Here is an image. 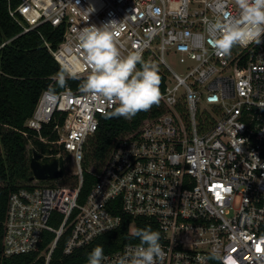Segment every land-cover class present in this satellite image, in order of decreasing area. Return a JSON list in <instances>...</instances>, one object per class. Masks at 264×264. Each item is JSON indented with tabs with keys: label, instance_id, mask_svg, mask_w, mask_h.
Returning <instances> with one entry per match:
<instances>
[{
	"label": "built area",
	"instance_id": "2783aa9c",
	"mask_svg": "<svg viewBox=\"0 0 264 264\" xmlns=\"http://www.w3.org/2000/svg\"><path fill=\"white\" fill-rule=\"evenodd\" d=\"M225 9L234 15L235 0H226ZM8 12L21 33L43 23L63 26L58 45H44L69 71L83 55L78 31L109 23L120 53L139 52L165 82L161 111L118 138L83 202L84 146L112 106L69 88L55 97L40 93L25 125L58 150L40 161L59 158L62 150L78 185L33 179L30 188L14 191L4 221L5 256L36 251L50 233L41 252L50 264L66 234L62 252L71 255L129 216L158 224L162 255L155 264H220L205 259L213 249L223 264H264V34L259 44L236 46L227 56L216 51L205 42V28L218 17L217 0H21ZM167 54L177 55L184 73L169 68ZM88 71L81 61L80 79ZM130 245L104 253L103 264H116Z\"/></svg>",
	"mask_w": 264,
	"mask_h": 264
},
{
	"label": "trees",
	"instance_id": "16d2710c",
	"mask_svg": "<svg viewBox=\"0 0 264 264\" xmlns=\"http://www.w3.org/2000/svg\"><path fill=\"white\" fill-rule=\"evenodd\" d=\"M20 1L0 0V44L9 40L0 48V264H44L41 252L51 241L53 234H44L38 249L32 253L5 256L4 221L9 196L19 188H30L36 183L31 179L29 169L32 152H37L40 156L44 153L55 155L58 152L56 147L50 148L42 143L25 122L31 116L40 93L55 83L62 69L48 52L44 41L55 48L61 40L64 27L54 28L49 23H43L27 33H21V27L8 12L9 8L18 6ZM158 73L162 92L165 75L159 69ZM83 79L68 78L65 86L57 88V92L66 88L78 91ZM160 111L161 107L157 103L149 110L137 113L130 120L122 117L106 118L105 114L99 116L98 129L87 139L84 146L83 179L78 197L80 202L85 200L96 182V174L104 165L118 138L136 131L143 120L155 116ZM51 124L52 122L43 127L42 136L49 135ZM49 138L55 140L57 135L52 133ZM61 152L60 157L56 158L59 167L63 169L60 182L72 187L77 186L76 177L69 175L65 169L64 153L62 150ZM69 181L71 182L68 183ZM42 183L49 182H39ZM132 222L133 227L150 226L159 231L158 224L152 219L137 218L133 221L129 216H123L119 228L100 235L90 244L76 249L71 255H64L62 252L66 234L54 250L50 264H76L85 261L87 254L97 245L103 246L104 253H107L126 243L137 244V240L129 237Z\"/></svg>",
	"mask_w": 264,
	"mask_h": 264
},
{
	"label": "clouds",
	"instance_id": "9594fccd",
	"mask_svg": "<svg viewBox=\"0 0 264 264\" xmlns=\"http://www.w3.org/2000/svg\"><path fill=\"white\" fill-rule=\"evenodd\" d=\"M226 0H217L218 17L206 21V43L216 51L229 55L236 46L259 44L264 34V0H235L238 11L233 15L225 9ZM77 55L68 67L62 68L46 94L56 96L68 78L80 79L79 64L89 71L79 85L82 94L96 96L111 104L106 118L132 119L149 110L160 100V75L153 64L143 60L139 52L122 55L108 24L87 26L78 31ZM118 226V225H117ZM115 227V226H114ZM129 237L138 241L121 254L116 264H155L162 255L161 234L150 226L132 227ZM103 246L97 245L87 254L86 264H103ZM223 264V256L213 249L208 257Z\"/></svg>",
	"mask_w": 264,
	"mask_h": 264
},
{
	"label": "water",
	"instance_id": "95a60500",
	"mask_svg": "<svg viewBox=\"0 0 264 264\" xmlns=\"http://www.w3.org/2000/svg\"><path fill=\"white\" fill-rule=\"evenodd\" d=\"M29 169L31 171V179L37 180H53L61 177L63 169L59 167L56 159L48 161H40V154L32 152L29 161Z\"/></svg>",
	"mask_w": 264,
	"mask_h": 264
},
{
	"label": "rangeland",
	"instance_id": "374dc122",
	"mask_svg": "<svg viewBox=\"0 0 264 264\" xmlns=\"http://www.w3.org/2000/svg\"><path fill=\"white\" fill-rule=\"evenodd\" d=\"M165 58H166L167 65L172 71L177 72V73H184L183 65L179 63L178 57L176 54H173V55L167 54ZM70 182L71 181H69L68 183Z\"/></svg>",
	"mask_w": 264,
	"mask_h": 264
}]
</instances>
